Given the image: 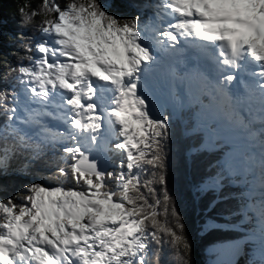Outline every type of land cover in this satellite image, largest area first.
Instances as JSON below:
<instances>
[{
  "label": "snow or ice",
  "instance_id": "snow-or-ice-1",
  "mask_svg": "<svg viewBox=\"0 0 264 264\" xmlns=\"http://www.w3.org/2000/svg\"><path fill=\"white\" fill-rule=\"evenodd\" d=\"M16 15L0 178L23 182L0 196V264H145L165 242L189 264L176 189L225 186L241 191L217 202H242L205 226L249 227L217 264H264V0H23ZM185 110L197 143L170 163ZM203 153L218 155L197 179Z\"/></svg>",
  "mask_w": 264,
  "mask_h": 264
},
{
  "label": "trees",
  "instance_id": "trees-1",
  "mask_svg": "<svg viewBox=\"0 0 264 264\" xmlns=\"http://www.w3.org/2000/svg\"><path fill=\"white\" fill-rule=\"evenodd\" d=\"M23 0H0V58H7L14 61L11 55L12 51L17 50L19 41L16 39L17 33L24 31L20 26V21L16 15L18 6ZM40 0H31L33 4H39ZM137 3L141 0H136ZM122 4H127L128 0H121ZM125 14H135L134 9L122 8ZM191 110H185L179 114V118L173 122V134L171 140L172 155L170 163H174L175 154L183 157L188 148L193 147L197 143V139L193 136L186 135L187 127L190 126ZM185 121H188L186 126ZM217 153L211 155L207 153L198 154L193 157L195 163V173L197 179L207 174V164L217 158ZM26 161L17 159L12 162L13 168H23ZM5 179L9 183V187L0 192V196L10 195L23 182L19 177L0 178V183ZM239 188L225 186L223 189L206 191L198 200L193 201L188 198L186 189L177 187L178 204L181 205V216L184 223L185 236L190 244V251L186 257L189 264H212L217 254L210 253V249L219 246V243L226 240H233L243 236L245 228L242 225L237 231L213 230L212 227L225 229L232 225H216L205 226V221H219L222 214L231 211L239 206L242 202L239 199L221 200L217 202V197L225 196L227 193L237 195L240 193ZM237 220L240 218L237 217ZM248 251V248L245 249ZM248 257H240L239 264H246ZM145 264H179L178 259L174 255V246L165 242L157 249L155 244L150 243L145 253Z\"/></svg>",
  "mask_w": 264,
  "mask_h": 264
},
{
  "label": "rangeland",
  "instance_id": "rangeland-1",
  "mask_svg": "<svg viewBox=\"0 0 264 264\" xmlns=\"http://www.w3.org/2000/svg\"><path fill=\"white\" fill-rule=\"evenodd\" d=\"M215 247H218V246H215ZM211 252L215 253L214 250H213V248H212ZM215 254H216V253H215ZM218 259H219V257L216 256V257L214 258V262H213V264H217ZM223 259L226 260L227 258L225 257V258H223Z\"/></svg>",
  "mask_w": 264,
  "mask_h": 264
}]
</instances>
